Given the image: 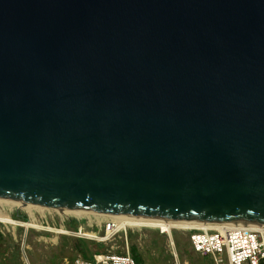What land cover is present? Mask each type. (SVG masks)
I'll return each mask as SVG.
<instances>
[{
	"label": "water",
	"instance_id": "1",
	"mask_svg": "<svg viewBox=\"0 0 264 264\" xmlns=\"http://www.w3.org/2000/svg\"><path fill=\"white\" fill-rule=\"evenodd\" d=\"M0 197L264 223V0H0Z\"/></svg>",
	"mask_w": 264,
	"mask_h": 264
},
{
	"label": "rangeland",
	"instance_id": "2",
	"mask_svg": "<svg viewBox=\"0 0 264 264\" xmlns=\"http://www.w3.org/2000/svg\"><path fill=\"white\" fill-rule=\"evenodd\" d=\"M19 205L0 199V208L6 214L11 216L17 211L25 213L28 219L24 222L43 227L46 226L44 221L49 222L50 226L54 223L59 227L57 225L62 224L68 215L83 217L81 222L76 221V226L83 223L84 230L96 234L97 237L80 238L48 228L31 225L26 228L24 225L0 222V264H24L26 260L31 264H54L72 257L83 248L82 246L88 247L91 253H97L129 251L131 245L137 249L142 264H172L175 261L174 253L180 264H212L211 257L191 251L187 233L182 230L171 231V238L160 232L159 228L149 226L126 227L125 230L119 228L113 234H105L104 225L111 221L109 216L94 213H68L65 216L66 214H61V209ZM79 238L83 240L82 243Z\"/></svg>",
	"mask_w": 264,
	"mask_h": 264
},
{
	"label": "built area",
	"instance_id": "3",
	"mask_svg": "<svg viewBox=\"0 0 264 264\" xmlns=\"http://www.w3.org/2000/svg\"><path fill=\"white\" fill-rule=\"evenodd\" d=\"M68 215V214H67ZM65 215V216H67ZM79 218L81 222V217ZM83 218V217H82ZM45 227L50 228V223ZM100 224V222H97ZM206 225L182 227L172 226L169 231H161L171 238V231L182 230L187 233L191 251L202 256H209L212 264H264V223L253 222H204ZM22 225L19 222L14 223ZM91 225V223H88ZM53 227H56L52 223ZM64 227L62 224L57 225ZM115 222L107 221L104 232L115 230ZM27 228V227H26ZM125 230V228H123ZM111 232L110 234L115 233ZM64 233H70L80 238L90 237L84 230L83 223H79L75 230L66 229ZM173 244V242H172ZM175 261L172 264H180L174 253ZM24 264H31L28 260ZM43 264V263H39ZM54 264H137L129 251L124 252H97L85 256L81 250L72 257L64 258ZM184 264H187L186 262Z\"/></svg>",
	"mask_w": 264,
	"mask_h": 264
},
{
	"label": "bare ground",
	"instance_id": "4",
	"mask_svg": "<svg viewBox=\"0 0 264 264\" xmlns=\"http://www.w3.org/2000/svg\"><path fill=\"white\" fill-rule=\"evenodd\" d=\"M0 199H4V198L0 197ZM4 200L16 202L17 205L23 204L24 206L35 205V206L46 207V206L39 205V204L24 203V202L18 201V200H12V199H4ZM61 211H62V213H61L62 215H65L68 213H73L74 215L75 214L80 215L81 213H83V214L84 213L85 214L94 213V214H98V215L109 216L110 219L114 220V222H115V227H114L115 230H117L119 228H126V227L149 226V227L159 228L163 232H165V231L170 232V228L172 226L193 227V226L206 225L204 222L193 221V220H190V221L170 220V219H164V218H158V217L135 216L132 214H101V213H97V212H87V211H83L80 209H71V208L61 209ZM0 222L11 223V224L19 222L20 224L24 225V227H29L31 225L33 227L36 226L39 228H48V229L53 230L55 232H65V230H66L64 227L50 226V228H49V227H43L40 225L24 222V221H21L18 219H13L10 215L3 212L1 208H0ZM115 230H108L107 234H110L111 232H113ZM87 234L90 237H97L96 234H94V233H87ZM100 238H102V237H100Z\"/></svg>",
	"mask_w": 264,
	"mask_h": 264
},
{
	"label": "trees",
	"instance_id": "5",
	"mask_svg": "<svg viewBox=\"0 0 264 264\" xmlns=\"http://www.w3.org/2000/svg\"><path fill=\"white\" fill-rule=\"evenodd\" d=\"M12 218L14 219H18V220H22V221H26L27 215L25 213H21V212H15L14 214L11 215ZM83 218H81L82 220ZM76 221H79V218H77L76 216L73 215H68L66 217V219L62 222V225L64 226L65 229H69V230H75L76 228ZM80 242L82 243V239H80ZM83 248L80 249L81 252L85 255V256H89L91 254V252L89 251L88 247L86 246H82ZM130 255L134 258L135 262L137 264H142L141 259L139 257V254L137 253V249L135 248L134 245L130 246V250H129Z\"/></svg>",
	"mask_w": 264,
	"mask_h": 264
}]
</instances>
